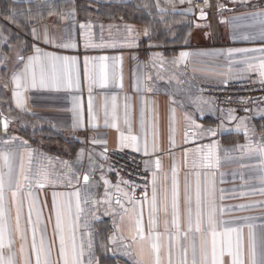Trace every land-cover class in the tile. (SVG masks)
Here are the masks:
<instances>
[{
    "label": "crops",
    "instance_id": "crops-1",
    "mask_svg": "<svg viewBox=\"0 0 264 264\" xmlns=\"http://www.w3.org/2000/svg\"><path fill=\"white\" fill-rule=\"evenodd\" d=\"M215 1L226 5V8L232 9V11L218 12L216 8L214 19H211L206 13L207 18L199 20L196 17L198 13L192 7V1L188 3L187 0L183 4L180 3V0H0V40H8V44L0 51V58L7 57L6 64L0 67V113L9 120L7 135L0 134V150L23 152L20 140L7 146L2 143L3 140L13 135L18 136L21 140H27V147L33 151V167L35 168L39 162L47 170L49 179L45 188L34 187L32 191L38 201V207L43 210L41 227L44 229L48 243H53L55 239L53 235L54 217L52 222H49L54 191L67 194L79 188L82 201L89 196V193L96 199H102L105 189L100 181V176L103 174L110 180L109 191L113 200L117 194L118 179L113 172L108 171L107 160L100 156L105 145H93L87 141L80 143L75 137L106 139V147L109 151L118 150V133L114 129L102 126L96 130L74 132L71 127L72 114L68 111L71 107L70 95L66 92L30 91L25 94L26 110L21 111L16 108L12 99L13 85L11 83V75L16 71L14 67L16 56L17 53H21L25 57L31 55L33 44H36L42 51L77 57L81 77L85 56L122 58L116 61V70L118 73H122L123 87L94 88L92 95L95 109L100 117L99 123L102 125L104 97H108L109 108L111 107V97L113 95L117 97V111L121 118L126 102L125 97H130L134 134L139 131L141 107L145 109L146 118L150 110L154 127L158 132L160 151L156 155L160 157L162 163L158 187L165 183V174H168V183L170 184V168L174 157L181 196H183L185 176L193 171L192 163L196 158L191 150L199 144L210 143L207 139L192 138L191 136L189 142L185 143L186 129L189 132L199 131L189 126V122L184 119L185 113L190 114L196 123L204 128H216L223 122L224 129L215 137L218 164L212 170L216 173L217 203L220 206L233 209L226 212L223 219L231 220L235 217L260 216L262 214V210L259 208L236 210V206L264 200V196L250 192V187H258V182L254 179L259 175L255 167L258 161L237 150L235 145L245 143L243 131L241 130L239 134L236 131V123L240 118H246L245 122L252 130L250 132L252 141H261L264 138V115H261V112H264V106L249 114L233 112L236 120L229 122V112L218 109L209 97L198 91V86L205 83L219 84L224 83L225 80L241 79L240 68L242 66H233L229 79L228 75H224L228 73L225 58L216 54L226 52L228 49L264 47V41L258 35L262 27L259 21L264 17L248 15L258 11L252 7L253 4L264 7V0H250L247 6H242L240 3L233 4L230 0ZM186 9H191V13L185 15L184 10ZM6 14L14 15L15 20L6 19ZM221 20L225 22L221 23ZM81 23L92 25L88 32L92 43L105 46L85 49L86 37L82 36V32L88 30H82ZM126 26H131L133 30L131 35H129ZM33 28L36 29L39 37L37 40L33 39ZM145 30L148 31L150 38L144 36ZM45 33L55 45L71 42L76 47L64 49L53 46V43L45 44L42 42ZM189 33H191L190 36ZM245 35L251 38L244 40ZM128 43L133 46H126ZM150 44L156 45V47H149ZM181 51H187L190 55L186 61L179 62L177 65L173 63V60L179 56ZM202 53H207V55H202ZM111 63L110 59L109 64L111 65ZM6 83L7 89L4 88ZM149 88L151 91H148ZM72 94L80 97L86 119L87 87L83 86L80 92ZM194 100L196 103H193ZM203 101L207 103H203ZM170 108L176 109L174 148H170L168 142ZM197 108L203 110V118ZM120 123L122 127V119ZM80 149L84 150V155L77 161V152ZM185 149L189 150L187 167H185L184 161ZM89 156L92 157L94 163L89 161ZM142 157L144 166V160L148 157ZM64 161L68 162L67 165L64 164ZM13 164L14 168L18 169L19 159H15ZM2 165L3 162L0 161V167ZM101 165H103V169H101ZM90 169L94 170L90 171ZM85 173L90 174L92 177L90 183L95 184V187H89L83 183ZM148 174L150 176V173ZM77 176L80 177L79 181L76 179ZM69 179L72 181L71 186L68 184ZM190 179H194V177H190ZM120 188L127 191L129 195L142 199V196L133 194L127 185L120 184ZM220 189L224 190L223 193L219 191ZM242 192H246L248 195L242 196ZM148 195L151 196L150 185ZM221 195L223 196L222 200L220 199ZM60 199L66 200L68 197ZM72 205L73 212H75L74 197ZM82 206L86 213L92 207L91 204H82ZM126 207L131 211L133 206L126 204ZM106 209V205H97L93 209L99 217L96 220L82 215V221L88 219L90 224L94 257L99 261V264H126L127 258L119 254V241L110 243L108 240L113 230L112 217L104 214ZM9 215L10 218H14V209H11ZM24 215L26 218L27 204L24 206ZM33 220L35 221V213ZM146 221L147 214L145 212ZM10 222H12L11 219ZM256 223L259 224L260 221L257 220ZM122 231L127 236V224L122 225ZM87 239L85 237V241ZM37 241L39 242V235ZM55 243L58 248V240H55ZM28 244L29 246L31 244L30 233ZM19 247L20 244L17 242V254ZM134 250L139 253L141 246H134ZM142 254L144 264H152L153 256L147 245L143 246ZM17 258L19 259V255ZM52 259H56L55 252Z\"/></svg>",
    "mask_w": 264,
    "mask_h": 264
},
{
    "label": "snow or ice",
    "instance_id": "snow-or-ice-1",
    "mask_svg": "<svg viewBox=\"0 0 264 264\" xmlns=\"http://www.w3.org/2000/svg\"><path fill=\"white\" fill-rule=\"evenodd\" d=\"M191 3V0H187ZM231 3H240L247 6L250 0H230ZM185 3V0H180ZM204 7H210L208 0H204ZM253 8L258 9L249 13L253 17H264V7L253 4ZM217 11H232L226 8V5L217 3ZM159 10V5L157 4ZM191 9L184 10V14H190ZM52 14V13H50ZM6 19L15 20V16L6 14ZM207 18L203 8L200 9L199 20ZM221 23L225 21L221 20ZM262 25L259 37L264 41V19L259 21ZM129 35L132 34L131 26H126ZM199 27V25H197ZM82 36H85V49L100 48L105 45H98L91 42L88 32L92 28L89 24H80ZM191 33H189V36ZM34 40L39 39L36 29H32ZM144 36L149 37L147 30ZM150 38V37H149ZM251 37L245 35L244 40ZM45 44L53 43L64 49L75 48L76 45L71 42L55 45L48 39L45 33L42 41ZM8 44V40H0V51ZM115 46V45H109ZM126 46L132 47L131 43ZM156 47V45H149ZM23 49L21 50V52ZM32 54L24 56L17 53L14 71L11 75L12 99L16 108L21 111L26 110V93L30 91H51L66 92L70 95L71 107L68 109L72 114L71 127L73 131L96 130L99 127L114 129L118 133V150L125 148L132 152L139 153L148 159L144 160L145 171L150 176L143 177L146 181L145 190L142 192V199H137L129 195L127 191L120 188V184L128 185L133 192L136 186L129 185L122 177L118 179L116 185V196L113 200L109 191L111 187L110 180L103 174L100 181L105 189L104 197L96 199L89 196L81 200L80 189L77 188L71 193H52L51 213L49 222L54 217L53 235L54 242L48 243L46 234L41 227L43 224V210L38 207V201L33 194V188L43 189L49 179L48 172L43 165L37 162L33 167V151L28 148V141L21 140L18 136H11L2 141L4 145H12L20 140V147L23 152L16 150H0V161L3 162L0 167V264H99V261L93 254V243L91 240L90 224L88 219L82 221V215H87L91 219H99L97 212L93 209L97 205H106L105 215L112 217V234L108 237L110 243L119 241V254L126 257V264H144L142 249L144 245L150 248L153 259L152 264H264V200L253 201L251 204H242L236 206V210H247L259 208L262 210L260 216H242L231 220L223 219L226 212L233 209L223 207L217 203L216 173L212 171L217 167L218 158L216 156L217 144L215 137L224 129L221 122L216 128H204L197 124L196 120L188 113H185L184 119L189 122L191 128L199 131L184 133L185 143L192 138L207 139L210 143L199 144L191 151L195 155L192 163L193 171L186 174L183 196H181L180 182L178 178L177 165L173 157L169 176L165 174V183L158 187L159 173L162 171L161 159L156 155L159 151L158 132L154 127V121L151 112L146 118L145 109L141 107L139 117V131L133 133L132 106L129 103L130 97H125L123 116L117 111V97H111V107H108V97H104L103 105V124L99 123L94 97L92 95L94 88L107 89L110 86L117 88L123 87L122 73L117 72L116 61L120 57L108 56H85L83 61V74L78 67V58L75 56L57 55L51 52L42 51L36 44L32 45ZM190 53L181 51L179 56L173 60V63L179 65V62L186 61ZM207 55V53H202ZM216 55L223 56L227 62L228 75L233 66L240 65L242 79H248L255 75L253 83L264 85V47L260 48H238L228 49L226 52H220ZM239 57V58H237ZM111 59L112 63L109 64ZM135 59V57H133ZM151 59V57H150ZM7 57L0 58V67L6 64ZM150 79V77H149ZM228 80H225V84ZM86 86L88 91L87 115L85 119L84 109L80 97L73 95V92H80L82 87ZM135 87V85H134ZM7 89V83L4 85ZM148 91H151L149 88ZM30 98V97H28ZM247 103V101H242ZM175 103V101H172ZM193 103H196L194 100ZM203 103H207L203 101ZM201 118L204 116L202 109ZM223 111V110H221ZM247 111V109H245ZM169 137L170 148L175 147V108L169 109ZM264 115V112H261ZM122 119V127H121ZM229 122L236 120L233 110L228 113ZM246 118H240L236 123V131L239 134L243 131L245 138L244 144H237L235 148L246 153L250 158L258 161L255 165L259 175L254 179L258 182V187H250L252 194L259 193L264 196V138L261 141H252ZM9 120L0 113V134L7 135ZM80 143L86 141L93 144L105 145L100 153L103 159H107L108 149L106 139H97L96 137L79 138L75 137ZM189 150H184L185 167L188 166ZM84 150L77 152V161L82 159ZM153 157H155L153 159ZM19 159L18 169L14 168L13 161ZM89 161L92 157L89 156ZM67 161L64 164L67 165ZM6 169V171H5ZM103 169V165H101ZM94 169H90L93 171ZM111 167L108 171H112ZM71 171V168H69ZM119 177V173H117ZM194 177V179H190ZM243 178V177H242ZM77 181L80 177H76ZM92 177L89 173L83 175V183L89 187H95L91 184ZM223 182V181H221ZM69 186L72 185L71 179L68 180ZM151 186V196L149 197L147 188ZM223 193V189L219 190ZM10 194V198H9ZM242 196L248 195L246 192ZM67 196L68 199H60ZM75 198V212H73L72 198ZM223 199V196H220ZM182 201V204H181ZM27 204V217L24 215V206ZM91 204L87 213L82 206ZM126 204H131V211ZM115 205V206H114ZM47 205L45 204V207ZM14 209V218H10V211ZM145 212L147 221L145 222ZM35 213V221L33 214ZM10 219L12 222H10ZM260 223L257 224L256 221ZM127 224L128 234L125 236L122 231V225ZM246 229V233H245ZM31 234V244H28V235ZM39 235V242L37 236ZM85 237L88 239L85 241ZM58 240V248L55 243ZM20 247L17 254L16 243ZM141 246V251L137 253L134 246ZM110 250V249H109ZM56 259L53 260V253ZM19 255V259L17 258Z\"/></svg>",
    "mask_w": 264,
    "mask_h": 264
},
{
    "label": "built area",
    "instance_id": "built-area-1",
    "mask_svg": "<svg viewBox=\"0 0 264 264\" xmlns=\"http://www.w3.org/2000/svg\"><path fill=\"white\" fill-rule=\"evenodd\" d=\"M195 12L200 14V9L209 14L211 19L216 15V1L208 0L210 7H204V0H191ZM255 75L248 79L228 80V83L200 84L198 91L209 97L215 106L224 111L233 110L235 113L249 114L264 106V85L253 83ZM242 101H247L244 103ZM247 109V111H245ZM107 164L111 167L117 179L120 177L129 185H135L133 194L141 196L145 190L146 181L143 177L149 176L143 166V157L131 150H109L107 153ZM119 173V177L117 176ZM128 186V185H127ZM129 187V186H128ZM130 188V187H129ZM131 189V188H130ZM132 190V189H131ZM149 191V186L147 192Z\"/></svg>",
    "mask_w": 264,
    "mask_h": 264
},
{
    "label": "water",
    "instance_id": "water-1",
    "mask_svg": "<svg viewBox=\"0 0 264 264\" xmlns=\"http://www.w3.org/2000/svg\"><path fill=\"white\" fill-rule=\"evenodd\" d=\"M200 14H198L196 17H198Z\"/></svg>",
    "mask_w": 264,
    "mask_h": 264
}]
</instances>
